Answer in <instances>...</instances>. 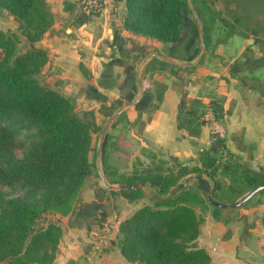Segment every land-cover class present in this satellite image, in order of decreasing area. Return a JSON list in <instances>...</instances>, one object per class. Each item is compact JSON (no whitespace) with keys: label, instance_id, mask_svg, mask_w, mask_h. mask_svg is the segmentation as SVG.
Masks as SVG:
<instances>
[{"label":"trees","instance_id":"16d2710c","mask_svg":"<svg viewBox=\"0 0 264 264\" xmlns=\"http://www.w3.org/2000/svg\"><path fill=\"white\" fill-rule=\"evenodd\" d=\"M125 6L123 23L127 29L162 41L164 54L179 62H190L195 58L200 48L199 29L187 0H125ZM0 9L12 15L17 22L15 29L0 28V126L17 119L38 133V140L24 158L9 157L8 167H0L1 183L21 178L36 190L31 199L19 195L5 197L0 190V262L49 264L56 256L61 236L60 219L52 215L69 213L74 216L72 222L86 219L88 224L96 221V224L104 226L112 212L111 202L106 201L109 190L102 184L95 186L93 200H79L81 188L95 166L89 157L92 140L102 126L96 121L94 109L77 110L72 93L56 88L40 77L48 52L37 42L51 27L54 18L48 1L0 0ZM90 16L84 10L79 12L77 23L88 20ZM146 53L139 47L133 63L125 64L124 85L128 87L129 83L130 87L121 98H111L110 104H101L99 111L106 118L124 100L133 99L139 92L136 65ZM151 67H167L170 73H175L179 68L192 70L195 65L183 66L152 57L144 63L141 78L150 76ZM158 86L156 100L161 99L166 84L162 82ZM152 97L150 88L145 87L142 98L134 106L139 110L153 107ZM195 102H198L196 98L182 94L179 126L184 125L181 114L194 112L192 104ZM210 107L214 119L217 118L216 108L213 104ZM122 116L124 111L110 126L115 127ZM13 135V129L0 133V156H6L4 149ZM211 135L214 139L211 146L200 152L201 166L189 168L182 165L178 173L164 174L161 164L152 161V165L141 169L143 174L133 172L124 177L118 174V178L106 165L110 139L107 131L102 146V170L110 184L149 182L159 192H168L182 176L206 174L213 180V197L221 201H233L251 187L264 182L263 169H254L246 162L229 156L222 161L223 155L217 153L225 147L224 137L217 130H213ZM217 169L231 178L226 189L222 188L216 176ZM115 193L117 190L112 189V195ZM119 193L135 200L144 195L145 190L142 186L120 188ZM196 193L183 186L171 190L166 196L151 195L153 204H143L119 221L117 240L111 242L119 246L128 260L139 264H207L210 255L196 241L203 215L198 214L190 202L204 203L208 200L206 197V200L198 198ZM208 203L214 213L222 209Z\"/></svg>","mask_w":264,"mask_h":264},{"label":"crops","instance_id":"0c3cea01","mask_svg":"<svg viewBox=\"0 0 264 264\" xmlns=\"http://www.w3.org/2000/svg\"><path fill=\"white\" fill-rule=\"evenodd\" d=\"M47 1L54 18L37 42L48 52L42 72L51 85L72 93L79 109H94L98 122L104 115L99 111L101 104L121 98L130 87L129 83L124 85L125 64L133 63L139 47L165 55L163 42L124 26L125 0L108 4L81 23L76 20L83 11L81 0ZM192 2L204 37L202 56L192 70L179 68L164 76L166 88L161 99L152 97L153 107L139 110L132 104L122 110L127 124L116 136L117 158L130 164L136 151L144 148L184 158L203 149L205 139L212 141L213 123L224 135L229 151L250 167L264 170V0ZM16 26L13 16L0 9V28ZM183 93L198 102L192 104L191 115L181 114L184 125L179 126ZM200 103L202 111L213 104L218 117L202 119L196 110ZM196 117L201 119L192 130ZM116 167V175L125 170L118 163ZM94 198L92 191L84 200ZM106 201L111 202L115 217V204L119 205L120 215L114 223L112 214L108 216L104 226L88 224L86 219L72 222L74 216L69 213L57 215L61 236L49 264H139L128 260L111 240H117L119 221L141 204L117 193ZM196 241L210 255L207 264H264V192L255 193L236 208L203 214Z\"/></svg>","mask_w":264,"mask_h":264},{"label":"rangeland","instance_id":"374dc122","mask_svg":"<svg viewBox=\"0 0 264 264\" xmlns=\"http://www.w3.org/2000/svg\"><path fill=\"white\" fill-rule=\"evenodd\" d=\"M150 70V76L146 75L144 78H142V85L143 87H148L150 88V91L152 93V96L155 97V95L157 94L158 91V84L162 83L164 76L169 72V69L167 67L165 68H153ZM45 72L41 71V75L40 77L48 84H50L49 82H47L46 80V76ZM56 87V86H54ZM58 88V87H56ZM62 89V88H59ZM63 90V89H62ZM65 90V89H64ZM196 110L199 113V116L202 115V119L205 120V114L207 109L202 111V104H198L196 105ZM75 108L77 110H79L78 107V103L77 100L75 98ZM108 117L106 118L104 115L103 117H100V119L98 120V123L101 124V126H103L105 124V122L107 121ZM201 119V117H200ZM200 119H197V117L195 119H193L192 121L193 123V127L192 130L197 129L198 125H199V121ZM213 121V120H211ZM127 124L126 119L124 118V116H122L119 119V122L117 123V125L115 127H111L109 126L107 131L110 133V139H109V145L107 146V168L109 169V171H113L114 167H116V164L118 163V165H121L122 167L125 168V170L123 171V173L121 174V177L129 175L131 173H135V172H139V174H143L141 173V169L152 165V161H154V163H160L162 166V171L163 173H169V172H173V173H178L181 168L183 167L182 165H186L189 168H192L194 166H201V158H200V152L202 150H207L212 141L214 139H212V141H210V143H208L207 139H205V143H204V147L201 150H197V151H193V152H189L184 158H180L177 156H174L173 154H170L168 151H160V150H154L151 148H144L141 149L140 151H136V155H133L132 158V162L130 164H127V162H123L120 161L119 158H117V148L115 146L116 143V136L118 134V132L124 128ZM102 128V127H101ZM211 131L216 130L215 124L212 123L211 125ZM13 129L14 130V135L13 137L9 140L7 147L4 149L6 156H0V167L2 168H7L8 167V158L10 157L11 159H21L24 158V156L26 155L28 149L32 146V144H34L37 140H38V133L36 132L35 128H28L26 125H24L23 122H20L17 119H14L13 121H11L10 123L7 124H2L0 126V133L3 130H10ZM100 131L101 129L98 131L97 135L93 138L92 140V148L89 151V157L91 160H94L95 162V166L93 167V170L91 172V174L86 178L81 191H80V198L79 200L81 201H87L84 200L85 198H87L91 192H94V188L97 184H102L99 176L97 174L96 171V149L98 147L99 144V140H100ZM218 131V130H217ZM220 136L221 135L220 131H218ZM221 152V156H222V161L225 160V157H230L231 159H239L234 153H232L231 151H229L226 146L224 148L221 149V151H219L217 154L220 155ZM229 152V153H228ZM134 153V152H133ZM231 153V154H230ZM232 155V156H231ZM116 163V164H115ZM114 164V165H112ZM138 174V173H137ZM192 174V173H190ZM190 174L186 175V176H182L181 178H179L178 182H182L186 177L190 176ZM197 174V173H196ZM202 176L206 177L211 186L213 185V180L208 177L206 174H202ZM216 176L217 178L220 180L221 182V186L223 189H226L231 178L229 175L224 174L222 172H220V169H217L216 171ZM115 177L120 178V176L115 175ZM117 184L119 183H113V185L116 186V188H114L115 190H117V194H121L119 193L120 188L117 187ZM142 188L145 190V194L136 198L139 203L141 205L143 204H153V200L151 199V195L152 196H157V197H162V196H166L170 193V191L172 190V188L176 187L175 185L172 186L168 192H159L157 190V188L155 186H152L149 184V182H143L141 184ZM185 188L190 190V191H196L198 198H203L205 199V194L198 190V183H197V179L194 178H190V180L188 181V183L185 185ZM0 190L3 193V195L5 197H11V196H15V195H19L22 196L26 199H31L33 196L36 195V190L35 188L25 182L23 179L19 178L16 179L13 182L10 183H1L0 182ZM78 200V201H79ZM75 202V204L77 205V202ZM192 204V206L195 208V210L198 212V214H200L201 216L203 214H206L208 211L212 210V205H210L207 201L204 203H200L197 201H191L190 202ZM117 208H119V205L115 204V209L114 212L118 213V215L116 217H119V210L117 211ZM132 211V210H131ZM113 213V209L112 212L108 215L110 216ZM60 213H56L55 215L52 216H56L59 215ZM107 216V218H108ZM111 217H113V223L117 220V218L115 217V214H112ZM93 223H96V221Z\"/></svg>","mask_w":264,"mask_h":264},{"label":"water","instance_id":"95a60500","mask_svg":"<svg viewBox=\"0 0 264 264\" xmlns=\"http://www.w3.org/2000/svg\"><path fill=\"white\" fill-rule=\"evenodd\" d=\"M187 2L189 4V6L191 8H193L192 0H187ZM199 38L201 41V46H200L199 51H198L197 55L195 56V58L190 62H177V63H179L183 66H192V65H195L198 63V61L200 60V58L202 56L204 48H205L204 37H203L201 31L199 32ZM0 54H1V51H0ZM152 57H157V58H160L163 60L176 62V61L172 60L170 57L163 55V54H160V53H157V52H150V53L145 54L136 66V82H137V87L139 89V94L135 98L128 100V101H125L120 106H118L113 111V113L108 117L107 121L102 126L101 131H100V140H99L98 147L96 149V171H97V174L99 176V179H100L102 185L105 186L109 190L111 198H112V189L116 188V186L113 184H110L108 182V180L106 179L104 172L102 170V164H101L102 146H103L105 134L107 132L108 127L112 123V121L122 112V110L126 106L135 104L142 98V96L144 94V87L142 85V80H141V67H142L144 62H146L148 59H150ZM190 177H195L197 179L198 188L204 192L205 197L208 200V202H210L211 204H213L219 208H223V209L236 208V207L242 205L243 203H245L246 201H248L255 193L264 189V182H263V183H260V184H257L255 186L251 187L243 195H241L240 197H238L237 199H235L233 201H221V200L213 197V195L211 193V184L206 177L192 173V174H190V176L186 177L182 182H179L176 185V187H174L172 189V191L185 186L188 183ZM138 186H141V184L140 183H119V184H117V187H119V188H132V187H138Z\"/></svg>","mask_w":264,"mask_h":264},{"label":"built area","instance_id":"2783aa9c","mask_svg":"<svg viewBox=\"0 0 264 264\" xmlns=\"http://www.w3.org/2000/svg\"><path fill=\"white\" fill-rule=\"evenodd\" d=\"M114 0H81L83 10L90 13L91 15H96L106 8L108 4H113ZM213 116V110L209 106L207 108L205 119H209ZM212 123V122H210ZM217 130V129H216Z\"/></svg>","mask_w":264,"mask_h":264}]
</instances>
